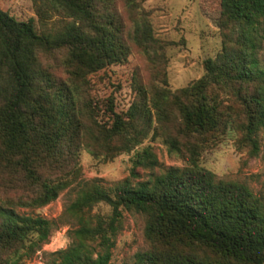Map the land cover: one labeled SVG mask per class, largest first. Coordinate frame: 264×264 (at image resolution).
I'll return each mask as SVG.
<instances>
[{
    "label": "trees",
    "instance_id": "16d2710c",
    "mask_svg": "<svg viewBox=\"0 0 264 264\" xmlns=\"http://www.w3.org/2000/svg\"><path fill=\"white\" fill-rule=\"evenodd\" d=\"M99 1L42 0L78 22L53 34L37 33L32 19L17 21L0 8V175L9 177L5 191L19 182L23 188L21 195L0 199V264H17L24 254L20 249L32 251L47 240L52 223L22 215L15 207L43 206L54 200L66 187L68 172H76L72 169L76 151L86 136L112 148L108 153L129 150L139 140V131H130L134 113L123 118L112 105L111 125L91 132L83 115L88 105L77 87L60 79L49 62L58 60L77 81L85 73L127 59L120 25L110 18L104 21ZM221 7L232 37L215 59L205 60V74L170 99L189 152L188 164L170 166L135 184L125 180L106 189L80 190L67 208L77 221L73 240L49 264H110L119 208L146 216L144 233L152 249L136 253L132 264H264V202L245 184L217 179L197 162L198 139L230 121H223L228 112L220 99L222 89L229 88L241 101L239 128L252 154L258 150L253 136L264 127V69L254 57L253 35L264 20V0H221ZM38 10L44 14L39 6ZM148 30L142 37L136 34L137 43L150 44ZM156 108L157 121L164 122L166 110ZM149 122L147 117L145 123ZM167 143L180 150L176 138L167 137ZM134 165L152 168L156 158L143 149L136 153ZM98 202L112 207L108 221L88 214ZM193 244L209 249L214 257L184 250Z\"/></svg>",
    "mask_w": 264,
    "mask_h": 264
},
{
    "label": "rangeland",
    "instance_id": "374dc122",
    "mask_svg": "<svg viewBox=\"0 0 264 264\" xmlns=\"http://www.w3.org/2000/svg\"><path fill=\"white\" fill-rule=\"evenodd\" d=\"M98 3L99 15L104 21L110 18L115 26L120 25L119 36L127 47V59L85 73L77 81L68 75L58 60L49 59V62L60 79L77 87L84 105H88L83 115L91 132L111 125L108 109L112 105L123 118H127L130 111L134 113L130 131H139V140L129 150L108 153L112 148L102 147L100 142L86 136L76 151L72 168H76V172H68L67 185L57 197L43 206L15 207L22 215L42 217L52 223L46 241L32 251L20 249L24 254L17 264H49L57 257V251L72 242L77 221L67 208L80 190L95 186L106 189L125 180L135 184L170 166L188 164L189 152L184 146L185 138L179 132L178 115L170 99L180 89L200 79L206 72L205 60L215 59L225 41L232 37L231 25L223 23L221 0H134L133 5L129 0H101ZM38 6L44 14H39ZM0 8L17 21L32 19L37 33L53 34L74 22L78 24L73 16L50 9L42 0H0ZM146 27L149 28L150 44H139L136 34L142 37ZM253 35L254 57L258 67L264 69V20ZM59 57L60 54L57 59ZM220 99L228 112L223 121H230L225 128L221 126L204 140L198 139L197 162L213 172L217 179L245 184L264 202V127L253 136L258 150L252 154L250 142L239 128L243 121L241 101L229 88L222 89ZM156 105L167 112L164 122L157 121ZM147 117L149 123H145ZM167 137L179 141V151L169 147ZM143 149H149L155 156L154 167L134 165L136 153ZM8 178L0 175V199L23 193L20 182L5 191ZM119 210L110 264H132L136 253L152 249L144 233L146 216L133 209ZM112 213V207L105 202L94 204L88 211L91 217L106 221ZM184 250L198 256L214 257L209 249L197 244L186 246Z\"/></svg>",
    "mask_w": 264,
    "mask_h": 264
}]
</instances>
